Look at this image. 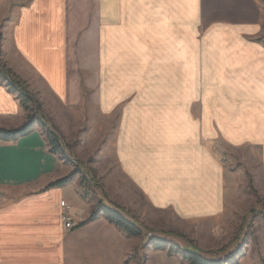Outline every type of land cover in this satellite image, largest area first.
<instances>
[{
    "label": "crops",
    "instance_id": "1",
    "mask_svg": "<svg viewBox=\"0 0 264 264\" xmlns=\"http://www.w3.org/2000/svg\"><path fill=\"white\" fill-rule=\"evenodd\" d=\"M0 26L5 63L42 95L123 113L120 150L158 202L216 208L210 139L264 144V0H0ZM26 119L0 80V127ZM73 167L39 127L0 142V264L117 263L121 230L79 226L85 203L73 182L49 187ZM67 187L73 229L61 219Z\"/></svg>",
    "mask_w": 264,
    "mask_h": 264
},
{
    "label": "rangeland",
    "instance_id": "2",
    "mask_svg": "<svg viewBox=\"0 0 264 264\" xmlns=\"http://www.w3.org/2000/svg\"><path fill=\"white\" fill-rule=\"evenodd\" d=\"M0 33L2 47L1 26ZM1 61L14 71L2 56ZM16 74L35 100L33 106L62 137L65 159L79 171L71 182L85 203L82 217L87 220L104 197L142 224L140 236L120 231L122 236L114 249L118 260L112 259L113 264H188L178 253L154 247V237L165 239L168 245L195 248L212 259L233 256V264H264V144L210 139L222 180L219 204L206 211L186 212L188 207L182 203L156 201L152 196L155 190L131 175L130 151L120 150L123 113H89L93 103L86 98L81 106L68 107L55 102L49 93L42 95L40 86ZM201 142L206 144L207 140ZM63 198L74 218L69 202L77 197L70 187L64 189ZM96 220L108 222L101 213ZM74 222L79 224L75 218Z\"/></svg>",
    "mask_w": 264,
    "mask_h": 264
},
{
    "label": "trees",
    "instance_id": "3",
    "mask_svg": "<svg viewBox=\"0 0 264 264\" xmlns=\"http://www.w3.org/2000/svg\"><path fill=\"white\" fill-rule=\"evenodd\" d=\"M1 39L2 34L0 33V80L16 94L21 105L27 111V119L21 126L16 128L10 129L0 127V142H16L18 139L31 134L36 127H39L48 144L49 151L58 155L61 159H65L66 145L63 143L62 137L59 135L58 131L47 122L45 115L41 112L39 113L40 109L33 106L35 100L30 95V92L26 90L25 85L22 84L17 74L2 63ZM65 161L69 162L70 159H65ZM77 173H79L78 169L74 168L68 175L51 182L49 187L67 184ZM100 213L107 218L110 224L128 235L140 236L143 234L141 223L130 217L128 213L125 212L124 208L110 202L104 197H100L95 209H92L88 219L83 221L79 226L96 220ZM151 243L158 249H167L170 253H178L188 264H233L234 262L233 256L212 259L202 255L200 250L195 248H181L176 243L168 245L165 239L159 237H154Z\"/></svg>",
    "mask_w": 264,
    "mask_h": 264
},
{
    "label": "built area",
    "instance_id": "4",
    "mask_svg": "<svg viewBox=\"0 0 264 264\" xmlns=\"http://www.w3.org/2000/svg\"><path fill=\"white\" fill-rule=\"evenodd\" d=\"M61 219L67 229H73L76 224L74 223V218L70 214V206L65 200L61 201Z\"/></svg>",
    "mask_w": 264,
    "mask_h": 264
}]
</instances>
